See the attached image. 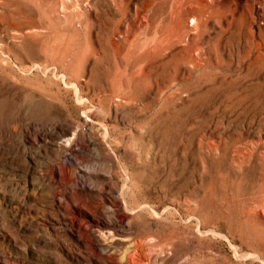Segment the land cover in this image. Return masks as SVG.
Here are the masks:
<instances>
[{"label": "rangeland", "instance_id": "374dc122", "mask_svg": "<svg viewBox=\"0 0 264 264\" xmlns=\"http://www.w3.org/2000/svg\"><path fill=\"white\" fill-rule=\"evenodd\" d=\"M61 1L0 0V264H264V0Z\"/></svg>", "mask_w": 264, "mask_h": 264}, {"label": "bare ground", "instance_id": "6f19581e", "mask_svg": "<svg viewBox=\"0 0 264 264\" xmlns=\"http://www.w3.org/2000/svg\"><path fill=\"white\" fill-rule=\"evenodd\" d=\"M121 2L124 0H120ZM185 3L189 4V7L187 8V15L188 18L186 21V26L189 29L195 28L198 25V20L200 17H202L204 14V11H213L214 9L211 8L214 3H210L211 0H185ZM62 5H59L58 9L65 10V2L61 1ZM196 6H204L203 10L196 9L194 7ZM144 16L141 14L140 19V25L143 26L146 23V20H144ZM191 18V20L189 19ZM123 17H121L120 21H123ZM37 26H41L36 24ZM33 24L29 21H26L23 25L22 29L17 28L19 31L28 30L29 28H33ZM177 26L171 25L167 28V30L161 35L160 40H153L142 43V46L139 48L140 51L144 52L145 49H160L163 54H175V53H189L188 45L191 42V35L189 32H179L176 31ZM187 30V29H186ZM123 40L126 38H129L128 36V30H127V24H125L124 28L120 30V33L118 34ZM196 49H200V47H195ZM169 50V53H164L166 50ZM199 52H197L198 54ZM185 62H192L191 58H187ZM141 255H145L144 251H139ZM169 256V252L167 250H160L158 252H153L149 256V259L154 258V261H163L167 259Z\"/></svg>", "mask_w": 264, "mask_h": 264}]
</instances>
